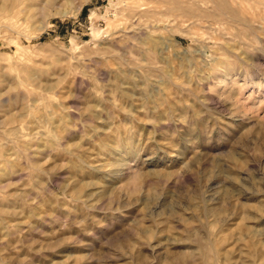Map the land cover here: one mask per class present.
I'll use <instances>...</instances> for the list:
<instances>
[{
    "label": "rangeland",
    "instance_id": "rangeland-1",
    "mask_svg": "<svg viewBox=\"0 0 264 264\" xmlns=\"http://www.w3.org/2000/svg\"><path fill=\"white\" fill-rule=\"evenodd\" d=\"M0 264H264V0H0Z\"/></svg>",
    "mask_w": 264,
    "mask_h": 264
},
{
    "label": "bare ground",
    "instance_id": "bare-ground-1",
    "mask_svg": "<svg viewBox=\"0 0 264 264\" xmlns=\"http://www.w3.org/2000/svg\"><path fill=\"white\" fill-rule=\"evenodd\" d=\"M180 7V6H179ZM203 254H205V253H203Z\"/></svg>",
    "mask_w": 264,
    "mask_h": 264
}]
</instances>
